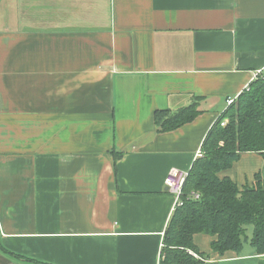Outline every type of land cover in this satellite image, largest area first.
Masks as SVG:
<instances>
[{
	"label": "crops",
	"instance_id": "1",
	"mask_svg": "<svg viewBox=\"0 0 264 264\" xmlns=\"http://www.w3.org/2000/svg\"><path fill=\"white\" fill-rule=\"evenodd\" d=\"M263 69L264 0H0V264H159L169 171ZM196 99L159 132L157 110ZM257 175L264 153L219 173ZM215 239L194 235L201 264H264Z\"/></svg>",
	"mask_w": 264,
	"mask_h": 264
},
{
	"label": "trees",
	"instance_id": "2",
	"mask_svg": "<svg viewBox=\"0 0 264 264\" xmlns=\"http://www.w3.org/2000/svg\"><path fill=\"white\" fill-rule=\"evenodd\" d=\"M196 99L171 111L159 109L155 122L159 132H169L193 121L200 111ZM229 121L222 125L224 119ZM203 155L195 159L164 233L159 264H201L208 255L200 252L196 233L216 236L212 249L239 252L247 242V226L253 225L249 243L264 254V187L257 175L253 186L240 189L228 176L220 177L245 152L264 153V69L237 101L228 106L209 130ZM121 154L115 155L117 160ZM198 195V197L196 196ZM15 258L45 264L8 251ZM198 256H196V255Z\"/></svg>",
	"mask_w": 264,
	"mask_h": 264
},
{
	"label": "built area",
	"instance_id": "3",
	"mask_svg": "<svg viewBox=\"0 0 264 264\" xmlns=\"http://www.w3.org/2000/svg\"><path fill=\"white\" fill-rule=\"evenodd\" d=\"M261 72L262 71H259V74ZM246 89L248 90L249 86H247ZM237 98H238L237 96L234 98H229L227 101L228 105L235 103ZM223 124H225V123H223ZM202 155H203V148L201 147L198 149V151L196 153V158L201 157ZM189 171L188 170H182L179 168H172L167 175V178L165 180L166 186H167L168 190L171 193H173V195L175 197V202H174V205L172 208V212H174V210L181 204V195L183 193L185 183L189 177ZM196 196L198 197V195H196ZM162 247H163V244H162Z\"/></svg>",
	"mask_w": 264,
	"mask_h": 264
},
{
	"label": "rangeland",
	"instance_id": "4",
	"mask_svg": "<svg viewBox=\"0 0 264 264\" xmlns=\"http://www.w3.org/2000/svg\"><path fill=\"white\" fill-rule=\"evenodd\" d=\"M24 3H25V0H24ZM228 121H229V118H226V119L223 120V122H222L221 124L224 125L223 123L226 124ZM253 228H254L253 225H249V226H247V236H248V240H247V242L245 241V243H249L250 238H251V236H252V234H253ZM197 257H198V256H197Z\"/></svg>",
	"mask_w": 264,
	"mask_h": 264
}]
</instances>
